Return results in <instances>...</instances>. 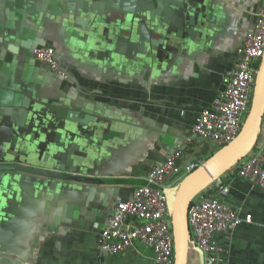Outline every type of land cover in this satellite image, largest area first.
Masks as SVG:
<instances>
[{
	"label": "crops",
	"instance_id": "obj_1",
	"mask_svg": "<svg viewBox=\"0 0 264 264\" xmlns=\"http://www.w3.org/2000/svg\"><path fill=\"white\" fill-rule=\"evenodd\" d=\"M261 5L0 0V164L112 180L0 171V264H152L140 243L119 254L102 250L100 233L154 165L176 151L183 164L205 162L221 149L193 125L222 92ZM47 46L65 77L32 58ZM263 141L264 118L248 155ZM217 181L229 188L220 199L252 216L216 237L221 258L264 264V188L227 172ZM191 244L188 264H203Z\"/></svg>",
	"mask_w": 264,
	"mask_h": 264
},
{
	"label": "built area",
	"instance_id": "obj_2",
	"mask_svg": "<svg viewBox=\"0 0 264 264\" xmlns=\"http://www.w3.org/2000/svg\"><path fill=\"white\" fill-rule=\"evenodd\" d=\"M263 57L264 0L253 30L237 50L234 67L223 76L222 92L195 119L193 133L197 137L220 148L237 139L250 110ZM32 58L47 64L59 76H66L58 68L52 47L36 49ZM181 156V151H176L162 164L154 165L145 178L147 185L137 187L129 200L114 207L111 220L100 233L102 250L119 254L140 243L151 249L152 264H174L171 196L181 180L204 163L195 159L178 164ZM235 167L237 177L264 188V141ZM208 188L210 192L197 195L188 209L190 243L200 251L203 264H226L221 258L223 247L216 237L232 233L244 222H252V216L247 214L243 218L220 199L228 193L227 185L216 180Z\"/></svg>",
	"mask_w": 264,
	"mask_h": 264
},
{
	"label": "water",
	"instance_id": "obj_3",
	"mask_svg": "<svg viewBox=\"0 0 264 264\" xmlns=\"http://www.w3.org/2000/svg\"><path fill=\"white\" fill-rule=\"evenodd\" d=\"M38 49V48H37ZM33 57V56H32ZM264 118V57L256 76L249 113L236 140L222 147L200 167L185 176L171 196V229L174 243V264H188L190 234L188 209L192 200L220 176L248 156L256 143ZM178 164L182 161L178 160ZM0 171L63 180L82 184H106L111 179L80 175L74 172L42 168L19 163L0 164ZM143 185H147L144 181Z\"/></svg>",
	"mask_w": 264,
	"mask_h": 264
},
{
	"label": "trees",
	"instance_id": "obj_4",
	"mask_svg": "<svg viewBox=\"0 0 264 264\" xmlns=\"http://www.w3.org/2000/svg\"><path fill=\"white\" fill-rule=\"evenodd\" d=\"M235 172H236V167L235 168H233V169H230V170H228L227 171V174H235ZM224 183V182H223ZM206 191L209 193L210 192V189L209 188H207L206 190H204L203 191V193H206Z\"/></svg>",
	"mask_w": 264,
	"mask_h": 264
},
{
	"label": "rangeland",
	"instance_id": "obj_5",
	"mask_svg": "<svg viewBox=\"0 0 264 264\" xmlns=\"http://www.w3.org/2000/svg\"><path fill=\"white\" fill-rule=\"evenodd\" d=\"M244 122H245V120H244Z\"/></svg>",
	"mask_w": 264,
	"mask_h": 264
}]
</instances>
